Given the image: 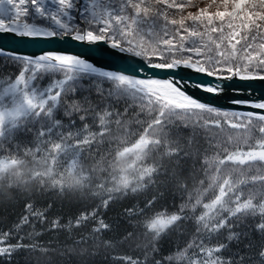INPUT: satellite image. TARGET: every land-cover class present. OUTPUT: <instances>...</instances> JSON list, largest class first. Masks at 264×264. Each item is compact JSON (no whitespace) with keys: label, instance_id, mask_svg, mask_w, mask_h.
Listing matches in <instances>:
<instances>
[{"label":"snow or ice","instance_id":"obj_1","mask_svg":"<svg viewBox=\"0 0 264 264\" xmlns=\"http://www.w3.org/2000/svg\"><path fill=\"white\" fill-rule=\"evenodd\" d=\"M3 35L87 51L0 46V202L25 197L0 228V259L40 253L52 264L126 244L141 255L113 257L122 264H264V99L204 98L264 82V0H0ZM150 190L121 213L119 239H104L110 206ZM49 193L95 203L62 223L31 199ZM169 193L181 202L157 208ZM45 232L72 244L53 247ZM244 239L247 252H231Z\"/></svg>","mask_w":264,"mask_h":264},{"label":"trees","instance_id":"obj_2","mask_svg":"<svg viewBox=\"0 0 264 264\" xmlns=\"http://www.w3.org/2000/svg\"><path fill=\"white\" fill-rule=\"evenodd\" d=\"M8 72H15L16 69L9 67L7 69ZM47 78L43 83H47ZM95 99V97H93ZM187 135V133H185ZM30 138V137H29ZM23 139V137H21ZM201 143L204 144L205 141L201 139ZM91 159L85 158L84 159V165L85 167L91 166ZM191 162H189L190 165ZM254 190H259V186H254ZM152 195V191L150 190L147 193L139 194L136 197H128L121 201L116 202L115 204L111 205L110 208L104 213V219L111 223L114 226V231L110 233H106L103 237L104 239H119V237L123 234V229L126 227V224L121 216V213L123 210L127 207H131L137 203H140L141 206L143 204V201L145 197H150ZM32 200L35 201V204L37 207H46L48 204H51L52 207L48 211L49 219H54L56 217L62 218V223H66L69 218L75 216L78 214L79 211L83 210L84 208H91L95 201L93 200H80L77 196H59L56 194H44V195H33L31 197ZM18 202H0V228H3L4 230H7V228L17 219V217L23 213L24 211V202L25 197L19 196L17 197ZM175 202L176 204H179L180 197L179 194L176 195L174 198L170 193L166 195L164 200H161L157 204V208L168 206L171 207V205ZM259 218H248L245 223L247 225H252L256 222H258ZM37 229H40V226L37 225ZM88 228L83 229H76L74 233V237L78 236L82 232H87ZM191 230V229H190ZM239 230V229H238ZM244 231L250 232V238L252 241L256 242L258 245L261 237L258 233L251 232L249 228L243 229ZM27 231V230H26ZM68 233L67 232H45L39 239L43 242H47L49 240L53 241V247H56V241L58 240L60 245L72 244V240H68ZM175 237H172L171 239H166L163 242V246L165 250H167L170 246L171 240H174ZM186 239V237H181V240ZM220 239H223V237H220ZM12 243H15V241H11ZM212 243H216V239H213ZM248 243V239H244L240 244L233 243L230 245L231 252L237 251V249L241 250V254L244 252H247V249L244 248V245ZM91 250V249H90ZM231 252H225L224 256L228 257L231 255ZM99 255L97 256H79V255H73L70 257H59V256H53L52 264H122L119 260H114V256H138L141 255L139 251H133L131 248H129L126 244L117 245L113 249H103L102 247L99 250ZM0 264H8V261L0 259ZM11 264H48V258L40 253H27V252H20L16 254Z\"/></svg>","mask_w":264,"mask_h":264},{"label":"water","instance_id":"obj_3","mask_svg":"<svg viewBox=\"0 0 264 264\" xmlns=\"http://www.w3.org/2000/svg\"><path fill=\"white\" fill-rule=\"evenodd\" d=\"M0 46L5 49H12L22 53H38L42 49H65L77 52L87 51L86 46L75 44L71 41L60 42L57 40L43 41V40H21L14 36L3 35L0 36ZM90 55L95 57L99 62H108L115 66H122L119 61L112 59L96 49L90 51ZM239 90V91H235ZM204 96V94H201ZM209 102L215 104L220 108H232L231 99H264V82H242L232 81L227 84L225 92L218 97L204 96Z\"/></svg>","mask_w":264,"mask_h":264},{"label":"rangeland","instance_id":"obj_4","mask_svg":"<svg viewBox=\"0 0 264 264\" xmlns=\"http://www.w3.org/2000/svg\"><path fill=\"white\" fill-rule=\"evenodd\" d=\"M258 186V185H257Z\"/></svg>","mask_w":264,"mask_h":264}]
</instances>
